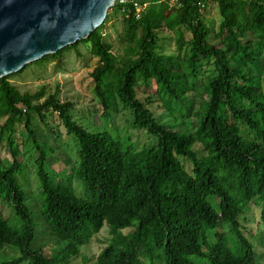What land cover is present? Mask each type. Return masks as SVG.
Instances as JSON below:
<instances>
[{"label": "trees", "instance_id": "trees-1", "mask_svg": "<svg viewBox=\"0 0 264 264\" xmlns=\"http://www.w3.org/2000/svg\"><path fill=\"white\" fill-rule=\"evenodd\" d=\"M140 1L147 5L138 17L130 1L111 7L124 13L118 48L103 40L100 25L36 64L59 61L65 51L86 45L97 58L89 78L100 116L108 121L121 104L131 110L134 129L157 137L155 145L136 149L105 128L86 129L58 89L50 95L43 87L20 92L9 79L25 67L0 77V143L9 153L0 155V252H18L0 254V264H70L104 224L111 237L94 264H258L240 218L253 202L264 219V0H181L177 7L167 0ZM210 3L222 17L217 43L208 42L202 15ZM162 29L174 33L177 49L166 61L159 52ZM257 60L260 74L252 69ZM204 61L212 66L207 74ZM139 82L158 96L172 123H159L137 97ZM50 112L78 140L74 176L83 196L74 191L72 173L49 166L50 147L37 139L32 117L45 121ZM191 116L197 124L184 126ZM21 120L37 151L39 211L48 233L63 243L52 254L33 247L26 166L15 139ZM195 143L204 154L193 150Z\"/></svg>", "mask_w": 264, "mask_h": 264}, {"label": "rangeland", "instance_id": "rangeland-1", "mask_svg": "<svg viewBox=\"0 0 264 264\" xmlns=\"http://www.w3.org/2000/svg\"><path fill=\"white\" fill-rule=\"evenodd\" d=\"M123 14L122 10L110 7L99 29L103 40L112 43L115 49L119 47L117 35L122 28ZM202 15L210 29L208 42L217 43L215 33L218 32L222 20L217 4H208L202 10ZM185 33L187 39L190 38L189 33ZM158 35L159 52L166 61L167 56L177 53L174 33L167 29H162L158 31ZM187 48L188 46L183 49L182 54L187 51ZM96 63L97 58L90 54L86 45L81 43L77 49L65 51L59 61L47 60L39 64H36V62L26 64L22 71L12 75L9 80L20 92L33 93L43 87L46 95H50L58 89L61 100H70L74 103L70 112L72 118L90 131L103 130L105 128L113 135L119 136L125 143L132 141L136 149L155 145L157 137L147 133L144 129H134L131 110L123 108L121 104L119 105V111L108 121H105L100 116V108L93 98L91 80L89 78V72ZM211 69L212 66L204 61L201 71L207 74ZM252 69L257 74L261 73L259 60L252 65ZM136 94L141 101L145 102L146 107L159 123L170 124L173 122V116L161 106L158 96L150 92L146 84L139 82L136 87ZM32 118L33 128L38 141L41 145L45 146L47 144L50 147L47 163L55 171L65 169L68 174L72 173L74 191L77 196H83L82 183L74 176V170L78 164V140L74 135L67 134L56 113H48L45 121H40L36 115H33ZM196 124L197 119L191 116L185 120L184 126L191 128ZM128 136L131 137V140L128 139ZM15 139L19 149L23 152L26 166L25 183L23 180L22 182L28 192L26 203L36 227L33 247L42 249L46 254H52L55 249L63 246V243L58 242L48 233L49 231L46 229L45 222L39 211V203L36 200L39 189L34 164L37 151L31 146L23 120L16 125ZM193 150L199 155L204 154L201 145L198 143L193 145ZM0 155L9 157L8 148L3 141L0 143ZM180 160L184 168L190 172L191 166L189 162L182 158ZM240 223L243 226L244 234L253 244L257 263L264 264V219L261 218L260 205L258 206L251 202L244 217L240 218ZM131 229L132 227H128L123 232L126 233ZM110 237L109 228L104 224L87 244L80 247V254L73 258L70 264H83L84 260H87L89 264H94L97 253L108 244ZM0 254L11 257L17 256L18 252L14 249L4 248ZM21 264L30 263L25 261ZM145 264H150V262L145 260ZM155 264H159V262H155Z\"/></svg>", "mask_w": 264, "mask_h": 264}, {"label": "water", "instance_id": "water-1", "mask_svg": "<svg viewBox=\"0 0 264 264\" xmlns=\"http://www.w3.org/2000/svg\"><path fill=\"white\" fill-rule=\"evenodd\" d=\"M116 0H0V77L87 38Z\"/></svg>", "mask_w": 264, "mask_h": 264}, {"label": "built area", "instance_id": "built-area-1", "mask_svg": "<svg viewBox=\"0 0 264 264\" xmlns=\"http://www.w3.org/2000/svg\"><path fill=\"white\" fill-rule=\"evenodd\" d=\"M118 3H125L130 1L133 5L135 15L138 17L144 7L147 5L146 2H141L140 0H116ZM170 6H179L181 0H167Z\"/></svg>", "mask_w": 264, "mask_h": 264}]
</instances>
